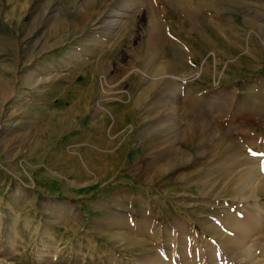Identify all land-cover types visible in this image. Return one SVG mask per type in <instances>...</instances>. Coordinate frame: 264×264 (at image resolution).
Listing matches in <instances>:
<instances>
[{"label": "rangeland", "instance_id": "374dc122", "mask_svg": "<svg viewBox=\"0 0 264 264\" xmlns=\"http://www.w3.org/2000/svg\"><path fill=\"white\" fill-rule=\"evenodd\" d=\"M262 96L264 0H0V264H264Z\"/></svg>", "mask_w": 264, "mask_h": 264}, {"label": "bare ground", "instance_id": "6f19581e", "mask_svg": "<svg viewBox=\"0 0 264 264\" xmlns=\"http://www.w3.org/2000/svg\"><path fill=\"white\" fill-rule=\"evenodd\" d=\"M183 4V3H182ZM186 5V4H185ZM182 6H184V5H182ZM188 6V5H187ZM186 6V7H187ZM185 6H184V8H186ZM164 9V8H163ZM186 9H188V8H186ZM155 11V10H154ZM156 12V11H155ZM109 16V15H108ZM120 16H122V15H120ZM119 16V17H120ZM158 16V15H157ZM109 21V20H108ZM153 23H154V30H155V33L154 34H152V35H150L149 34V37H148V41L147 42H144V49H142V52H143V54L145 55V58H143L142 60H143V65H142V68H143V70H145V72H147V73H149V74H151V75H161V74H163L164 73V71H165V69H167V66H165V64H164V66H163V64H161L160 65V63L158 62V60L160 59V58H163L162 57V55L160 54V55H157V53H155V51L153 50L154 48H156V50H157V48L158 47H160V48H162V46H161V44H159V39H161L162 37L163 38H165V33H162V32H164L163 30H164V24L160 21V20H158V18H155L154 17V21H153ZM113 24V22H110L109 21V24L108 25H112ZM121 24V23H120ZM109 30H110V28H109ZM108 30V31H109ZM153 30V31H154ZM107 31V30H106ZM111 32V31H110ZM167 38V37H166ZM171 38V37H170ZM159 41V42H158ZM165 42V41H164ZM165 44L169 47V48H166L167 50H166V52H164V54H165V58H166V61L169 63V64H171L172 62H171V60L175 63V65H176V67H180L181 66V64H182V57L184 56V54H183V52H181V51H175V53L170 57V42H169V40L168 41H166L165 42ZM175 44V43H174ZM158 51H159V49H158ZM152 52H154L155 54H151ZM157 52V51H156ZM162 53V52H161ZM158 54H159V52H158ZM176 54V55H175ZM160 61V60H159ZM184 61V60H183ZM171 62V63H170ZM140 62H139V66H140ZM169 64H167V65H169ZM170 66V65H169ZM181 68V67H180ZM179 69V68H178ZM261 96V95H260ZM238 99V98H237ZM240 99V100H239ZM239 101H241V97H239ZM245 99H247L248 100V98H245ZM252 99V98H251ZM260 99V102H258L256 99H252V100H250L251 101V104L249 105V106H246V102H244V103H242L241 104V106L239 105V107H240V109H237L236 111L238 112V114H245V115H250V114H254V111H259L260 112V114H262L263 113V109H264V98H263V96H262V98H259ZM241 103V102H240ZM250 103V102H249ZM226 104H227V102H226ZM236 104V103H235ZM230 105H234V103L232 102V100H231V102H229V105L228 106H230ZM227 106V107H228ZM259 116V115H258ZM260 118V117H259ZM234 137V136H233ZM233 143H235V142H233ZM242 146V145H241ZM261 146V145H260ZM243 148H244V146H243ZM242 149V147H235L234 148V150H233V152H234V154H237L238 152H240V150ZM231 165V164H230ZM248 171H246L245 173H243L242 175H240V176H237V178H236V180H237V182H239V183H241V184H243V185H248V186H250V189L252 190V192H259V191H264V180H263V182L262 183H255V184H253V180L255 179L254 177H255V170L254 169H247ZM259 176V175H258ZM258 176H256V177H258ZM235 180V181H236ZM238 183V184H239ZM247 187V186H246ZM242 188V187H241ZM252 194V193H251ZM256 195V194H255ZM154 214H151V213H149V212H147L144 216H143V219H144V221H145V223L147 224V221H152V216H153ZM260 218V217H259ZM257 220H259V219H257ZM256 220V221H257ZM254 221V220H253ZM258 223H259V221L258 222H254V224L252 225V227L251 226H246L245 227V229L248 231H246L245 232V234H247V235H249V237H250V233H252V232H262L260 229V227H259V225H258ZM236 224V223H235ZM234 224V225H235ZM260 224V223H259ZM238 225V224H237ZM206 226V225H205ZM209 227V226H208ZM234 227V226H233ZM235 232H239V229H240V227L239 226H236L235 228ZM253 229V230H252ZM241 230L243 231L244 229H242L241 228ZM240 230V231H241ZM252 230V231H251ZM211 231L213 232H215V233H219L220 234V232L216 229V227L215 226H213V229H211ZM244 232V231H243ZM252 235V234H251ZM262 236H264L263 234H262ZM241 237V236H240ZM239 238V237H238ZM240 240L242 239L243 240V238H239ZM239 239H237V240H239ZM247 239V238H246ZM222 242H223V240H219V244L221 243L222 244ZM240 243V242H239ZM244 243V242H243ZM207 246V248L208 249H210V250H212L210 247H209V245H206ZM133 249V248H132ZM217 254V253H216ZM215 254V255H216ZM215 257H217V256H215Z\"/></svg>", "mask_w": 264, "mask_h": 264}, {"label": "snow or ice", "instance_id": "6c2138e0", "mask_svg": "<svg viewBox=\"0 0 264 264\" xmlns=\"http://www.w3.org/2000/svg\"><path fill=\"white\" fill-rule=\"evenodd\" d=\"M255 155V154H254Z\"/></svg>", "mask_w": 264, "mask_h": 264}]
</instances>
